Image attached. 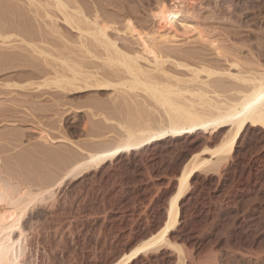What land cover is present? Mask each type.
Returning a JSON list of instances; mask_svg holds the SVG:
<instances>
[{"label": "rangeland", "instance_id": "374dc122", "mask_svg": "<svg viewBox=\"0 0 264 264\" xmlns=\"http://www.w3.org/2000/svg\"><path fill=\"white\" fill-rule=\"evenodd\" d=\"M22 1L0 0V16L3 15L0 25L7 23L12 32L7 31L13 34L5 49L0 42L1 54L8 53L0 67V180L12 187L21 184L19 189L27 187L37 192L53 182L62 166L61 154L79 158L77 146L82 149L91 146L94 147L92 150L98 146L99 149L103 142L105 145V141L111 142L117 135L116 122L111 118V121H105L101 111L110 106L111 100L114 102L117 98L118 102L119 95L111 89L76 93L56 89L50 83L43 86L41 78L44 80L46 74L52 73L47 66L49 62L50 65L56 63L55 67L62 71L61 64L53 62L52 56L60 58L65 52L67 56L70 53L71 57L75 56L77 51L73 56L72 52L68 55L64 50H70L71 40L74 43L77 36L57 15L59 33L69 42L58 39L60 37L50 31L49 21L40 20L43 19L42 12ZM75 1L88 17L97 11L101 21L114 28L109 32L111 38L127 52L138 51L139 46L124 30L125 19L129 18L137 29L152 33L157 28L151 17L157 4H169V0ZM186 16L185 19L170 17V26L166 30L176 44L170 52L175 61L225 69L233 57L251 61V52L264 51V0H198L196 11H190ZM114 30L121 33L116 34ZM29 44L40 45L45 53L53 45L56 50H62H58V54L52 48L45 57V66V58L35 53ZM47 57H51V61L48 62ZM75 57L73 59L82 65ZM84 63L89 64V71L97 69L103 73L106 70L115 76L98 66L99 63L97 67L96 63L91 67L92 63L87 60ZM85 66L82 65L83 70ZM167 67L172 69L171 64ZM51 77L52 74L47 79ZM252 130L242 135L233 157L218 172L203 171L190 183L188 197L186 195L180 204L181 222L169 235L171 242L182 246L184 264H264V131ZM41 132L54 141H61L42 143V146L38 139ZM205 136L167 140L147 151L123 155L64 183L56 190L55 200L47 195L27 213L23 221L27 232L24 263L110 264L115 261L161 225L179 169L191 155L203 148H212L218 142V138ZM240 240H247V243L239 244ZM159 248L139 256L132 264H176V253L164 246ZM255 253L260 254L256 256Z\"/></svg>", "mask_w": 264, "mask_h": 264}, {"label": "bare ground", "instance_id": "6f19581e", "mask_svg": "<svg viewBox=\"0 0 264 264\" xmlns=\"http://www.w3.org/2000/svg\"><path fill=\"white\" fill-rule=\"evenodd\" d=\"M8 1L5 0V2ZM25 1L29 7H33L42 12L43 17L41 18L43 19L40 20L44 23V19L49 21L50 31L52 34L58 35L60 37L58 39L69 42L59 33L58 25L56 24L57 15H59L64 25L67 28L69 27L70 31L74 34L76 33L77 40L75 41L74 38V43H72V40L70 43L73 44L71 48H75L76 50L72 51L70 47L71 51L65 49L64 51H67L68 55L69 52H72L73 56L75 54L76 57H74L79 58L86 65V69L89 64L84 62L87 60L88 63H92V66L90 64L91 67H95L93 66L95 63L97 67L99 63L98 66L102 69H107V71L110 70L112 73H115V76H113L114 74L111 76V74H108L110 73L109 71L105 72L106 70H103V73H99L100 71L97 69L95 71L83 70V64L80 65V63L75 61L76 59L74 60V57H71V53L70 56H67V53L62 51L64 53L60 54L62 57L60 55L56 56L60 58L54 59L53 54L51 55L52 58L47 57L49 58L48 62L51 61V58L54 60H52L53 62L60 63L62 71L58 70V66L55 67L54 64L56 63H53L52 65L54 66H52L49 62L47 66L50 67L52 73L48 70V75L52 74V77L47 79V74L44 80L40 77L44 83L41 84L43 86L48 83L54 84L56 89L76 93L78 91L95 92L111 89L115 94L119 95L118 102H116V96L114 102L111 100L113 104L110 103L108 108L105 107L107 109L100 108L99 110L105 109L101 111L104 115L103 119L105 121H111V118L116 122L119 132L116 133L117 135L113 139L111 138V142L109 139L106 142L105 139V145L103 141V145L97 143V145H102L99 149L96 148L98 146L95 147V150H92L94 147L92 148L91 146L88 147L90 148L89 150H87L88 148L85 149V146L83 147L84 149L77 146L76 148L78 150L76 151L80 156L79 158H71L68 155L62 156L61 154L62 166L56 173V177L53 178V182L48 185L45 184L46 186L39 188L37 192H32L27 187L26 189H19L18 187L21 184L19 186L16 185L17 188L12 187L0 180V264H25L26 251L24 252V242L26 241L27 232L23 227V221L28 211L47 195L51 200L54 199L56 190L64 183L79 178L89 171L97 170L108 162H114L123 155L132 156L145 150L147 151V149L161 142H167V140L190 139L197 135H202L203 137L209 135L210 138H218V142L212 148H203L199 152L191 155L181 169H179L180 172L175 178L176 185L173 193L169 194L164 218L162 223H160L161 225L157 227V230L154 229V233L151 232L152 234L138 241L128 251L123 252L122 255H119V258H116L115 261L110 263L132 264L139 256L153 249H161L159 247L164 246L176 253L178 264H184L185 261H182V257L184 256L182 246L171 242L169 235L181 222L180 204L182 199L186 197L193 178L203 171L218 172L233 157L238 141L245 132L254 128L264 131V51L258 50L251 52L250 55L253 58L251 61H244L233 57L232 61H226L228 66L226 65L227 68L225 69H222V67L221 69H218V67L215 69L214 67L198 64L190 65V63L175 61L171 58L170 54L173 53L170 52H173L176 44L166 33V30L170 26V17L175 16L178 19H185L190 11H196L198 0H169L170 6L167 2L157 4L156 11L151 16L152 20L156 22L157 28L152 33L137 29L133 22L129 18H126L124 30H126V33L128 32L127 34H130V37L139 46V50L133 52H127L123 47H119L117 41L111 38L109 32L114 28L101 21L97 11H94L93 16L90 14L88 17L79 6L80 4L78 5V2L76 3L75 0ZM22 2L24 3V0ZM4 4L6 5L7 3ZM8 6L11 8L10 2ZM34 14L37 15V13ZM1 16L0 19L3 20V15ZM43 22L42 24L44 25ZM5 24L8 25L7 23ZM38 24H40L39 21ZM6 25H4L6 28L0 25L1 46L7 45L13 35H10L12 31L10 32L8 30L10 27ZM46 25L48 26V24ZM11 29L14 32V28ZM22 29L20 32H22ZM114 31L116 34L121 33L120 31ZM42 38L44 37L42 36ZM24 40H22V43H24ZM53 42L49 43L53 44ZM29 47L44 58L49 56L52 48L55 53L60 50H56L53 45L51 49L47 47V53H45L43 49H40V45V48L36 47L35 44H29ZM66 48H68V45ZM1 53L0 55L3 56H0V67L8 54ZM44 62L46 66V58ZM168 64H171L172 69H170L171 67H167ZM31 83H33V80ZM10 86L12 87L13 85ZM18 87L21 88L20 85ZM38 139L41 141V145L47 142V144H56L61 141L50 139L45 132H41ZM37 149L39 150V148ZM47 149L45 152H47ZM36 152L38 151L36 150ZM259 254L257 253V255ZM209 260L206 261L209 262Z\"/></svg>", "mask_w": 264, "mask_h": 264}, {"label": "trees", "instance_id": "16d2710c", "mask_svg": "<svg viewBox=\"0 0 264 264\" xmlns=\"http://www.w3.org/2000/svg\"><path fill=\"white\" fill-rule=\"evenodd\" d=\"M233 241V243H235L236 242V238H235V240H232ZM247 243V240H240V242H239V244H246Z\"/></svg>", "mask_w": 264, "mask_h": 264}]
</instances>
